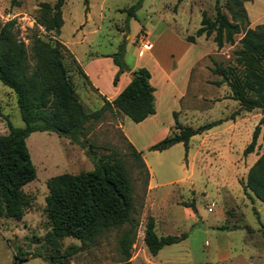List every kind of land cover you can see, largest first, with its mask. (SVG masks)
I'll list each match as a JSON object with an SVG mask.
<instances>
[{
    "label": "rangeland",
    "instance_id": "obj_1",
    "mask_svg": "<svg viewBox=\"0 0 264 264\" xmlns=\"http://www.w3.org/2000/svg\"><path fill=\"white\" fill-rule=\"evenodd\" d=\"M137 1L139 6L128 11ZM53 2L19 0L18 5H10L9 0H0V21L15 18L18 37L27 52L29 28H35L44 40L54 38L36 22L39 5ZM223 2L64 0L61 6L65 13L62 39L68 40L72 25L82 22L78 37L84 34V38L76 45L81 53L107 56L117 71L112 54L119 50L118 59L123 65L120 73L127 72L133 65L132 69L144 67L160 73L158 80L153 81L157 89L150 83L157 90V111L148 125L139 126L124 115L120 121V114L105 111L88 129L91 146L78 145L52 131L29 133L25 144L35 177L22 186L29 203L21 217L0 218V264H52L44 257L48 248L42 243L49 230L44 212L47 178L92 169L91 149L96 155L112 150L126 154L129 151L127 135L139 137L136 145L141 146L140 155L152 185L151 195L157 199L166 197L161 202L159 199L157 204L146 199L145 174L134 165L131 156H125L133 184L131 218L135 224V237L130 247L131 263L150 264L153 259L159 264H264V205L257 199L248 198L242 190L248 168V153L243 155L242 150L249 142L255 124H259L258 135L250 153L257 157L264 150V110L257 108L235 113L237 101L230 97L225 82L215 83L221 78L210 69L213 62L233 64L232 52L238 47L237 39L241 33L235 34L232 45L223 44V48H217L211 36L195 35L200 13L204 11L212 17L216 6L225 11ZM244 6L249 23L264 22V0L246 1ZM126 32L131 41L124 38ZM142 35L150 43L146 50L137 40ZM187 36H193L194 40H187ZM64 54L63 61L78 99L87 111L98 108L100 98L86 85L70 61L68 51ZM110 80L112 82L113 77ZM6 118L13 126L23 125L14 93L0 83V133L6 132ZM260 118L263 119L261 124L258 123ZM213 121L218 123L189 139V152L184 151L182 144L164 150L148 149L150 144L175 131L176 124L197 127ZM210 204L211 210L207 211L206 205ZM184 206L195 215L187 217ZM153 214L159 217L155 221L157 233H186L179 241L163 245L155 255L149 253L142 239L145 225L154 223ZM223 219L225 224L234 221L243 228H231L222 236L224 231L215 230L213 224L218 225ZM203 223L211 226L203 228ZM60 241L61 250L70 244H80L71 237H63ZM117 248L115 231H108L95 245L76 249L67 257L66 264H115ZM15 251L25 259L19 260Z\"/></svg>",
    "mask_w": 264,
    "mask_h": 264
},
{
    "label": "trees",
    "instance_id": "obj_2",
    "mask_svg": "<svg viewBox=\"0 0 264 264\" xmlns=\"http://www.w3.org/2000/svg\"><path fill=\"white\" fill-rule=\"evenodd\" d=\"M180 1V0H178ZM250 0H224L225 11L216 6L213 16L200 13L199 27L195 35L211 36L217 48L223 44L232 45L235 34L238 47L233 49V64L213 62L211 71L220 76L219 81L228 86L230 97L237 101L239 110H264V22L248 26V17L243 3ZM18 5L19 0H9ZM64 0L52 4L41 3L36 18L52 40H44L35 28H29V47L18 37L15 18L0 21V83L8 87L15 96V104L22 119V126H13L6 118V132L0 133V218L18 219L29 203L22 186L35 177V168L30 161L25 138L33 131H52L71 142L91 146L87 138L88 129L105 111L112 115L123 114L131 121L138 122L154 112L153 87L148 82L149 72L144 67L131 71L128 83L110 101L93 110H85L78 99L75 88L63 61L65 46L57 39L62 24L61 6ZM139 6V1L128 11ZM193 41V36H187ZM121 51L112 54L117 64L113 76L115 84L118 73L123 70ZM70 61L85 79L73 56ZM260 118L258 123H262ZM213 121L197 127L176 124L175 131L148 146L149 150H163L181 142L184 151L190 136L200 133ZM259 124H255L249 142L242 154L252 152L258 135ZM264 137V130L262 132ZM129 151L121 154L117 150L96 155L93 168L77 173H60L47 178V193L44 196V212L49 223L43 245L48 248L45 259L52 264H66L67 257L79 247L95 245L106 232L115 231L118 244V259L115 264H133L129 260L130 247L135 237L132 222L133 184L126 167L125 156H131L134 165L140 167L147 180L148 172L140 151L127 142ZM242 190L250 198H256L264 205V150L247 168ZM231 228H240L232 225ZM246 230H249L247 226ZM218 229H228L227 224ZM186 233L157 236L148 222L143 231V242L150 254L154 255L165 244L177 242ZM71 237L79 245L70 244L61 250V239ZM36 239V238H35ZM38 239V238H37ZM19 260L21 253L15 251ZM39 255V254H38Z\"/></svg>",
    "mask_w": 264,
    "mask_h": 264
},
{
    "label": "crops",
    "instance_id": "obj_3",
    "mask_svg": "<svg viewBox=\"0 0 264 264\" xmlns=\"http://www.w3.org/2000/svg\"><path fill=\"white\" fill-rule=\"evenodd\" d=\"M246 2V1H245ZM245 2L243 3V5L245 4ZM245 10H246V7L244 6ZM67 14V13H66ZM247 14V12H246ZM67 16V15H66ZM248 17V15H247ZM61 18H62V24L64 22V18H65V13L63 12V10L61 9ZM259 21V20H258ZM61 24V26H62ZM84 23L80 22L78 24L74 23L70 29V34H69V39L68 40H65V39H62V36H61V27H60V31H59V34H58V39L59 41L65 46V48L67 49V51L73 56V58L75 59V61L78 63V65L80 66L81 70L83 71V73L85 74L86 76V79L85 80L84 78V81L86 82V85H88L89 89L94 92L95 94H97V96L100 98L101 100V103L100 105L102 104V101L103 99H106L108 101L112 100L114 98V96L128 83V81L130 80V76H131V71L133 70L132 68H134V65L131 66V68L127 71V72H122L120 73L118 76H117V79H116V82L115 84H112L111 80L113 75L115 74L116 72V66H114V64L111 62V60L107 57V56H98V55H90V56H87L86 55V52H82L81 51H78L76 45L77 44H80L81 41L83 40L84 38V34H81V37H78V30L80 29V27L83 25ZM258 24V23H256ZM255 23H249V20H248V26L249 27H253L254 25H256ZM124 38L131 41V36L128 32H126L124 34ZM141 47V46H140ZM221 48V47H220ZM223 48V47H222ZM146 50V48H143ZM79 54V55H78ZM107 55V53H106ZM84 61H83V60ZM149 72V78H148V82L152 84L153 87H155V85L153 84V81H157L158 78H159V75L160 73H158L156 70L154 71H148ZM150 84V85H151ZM157 86V85H156ZM156 88V87H155ZM157 89V88H156ZM156 89H153L152 91V95H153V106H154V113L152 114H148L144 119H142L141 121H138V122H135L137 124L135 125H142V124H145V125H148L150 123V121L152 119H154L155 117V114H156V111H157V90ZM236 101V100H235ZM239 107V105H238ZM253 110V109H252ZM245 111V110H243ZM251 111V110H250ZM122 115L123 114H120V121H122ZM125 116V115H124ZM127 117V116H126ZM148 123V124H147ZM187 125V124H186ZM138 126H135V127H138ZM121 128V126H120ZM125 133V132H124ZM126 135V133L124 134ZM123 135V136H124ZM195 135V134H194ZM194 135L190 136L193 137ZM125 138L127 142H129L137 151H140L139 148L141 146L139 145H136V142L139 140V137L136 135L135 137L134 136H130L127 135ZM189 138V139H190ZM189 139H188V142H189ZM137 140V141H136ZM152 142V141H151ZM150 142V143H151ZM188 142H187V149L186 151H188ZM149 143V144H150ZM174 144H182L181 142H177V143H174ZM173 144V145H174ZM170 147V146H169ZM164 150V149H163ZM185 151V152H186ZM256 159L255 155H253L252 153H248L247 155V159L246 161L248 162V167L252 164V162ZM145 196H146V199L148 200H152L153 203H156L159 202V199H160V202L162 199L166 198L165 196L163 197H160L159 199L157 198H154L152 195H151V189H152V185L149 183V179H148V176H147V181H146V186H145ZM256 198H253L252 200H254ZM154 200V201H153ZM259 201V200H258ZM153 206V204H152ZM207 206V205H206ZM185 208V214L187 217H193L195 214L194 212H192V210L189 208V207H186L184 206ZM154 217V223L152 225V229L154 231V233L157 235V236H165V235H179L180 233H176V234H160V233H157V231L155 230L156 229V223L155 221H158V218L157 216H154V214L152 215ZM226 217H224L225 219ZM157 219V220H156ZM224 219L223 221L220 223V224H213V228L216 230H220L218 229V226L224 224ZM231 219V218H230ZM235 223L234 221L230 222L227 224L228 226V229H225V230H221V231H224L222 232V236L223 235H227V231L231 229V224ZM236 225H239L240 228H243L241 227L242 224H239V223H235ZM208 225L211 226V224H206V223H203L202 226L203 228L207 227ZM237 229V228H236ZM220 234V235H221ZM143 235V233H142ZM152 255V254H151ZM155 255V254H154ZM153 257V256H151ZM224 258V257H223ZM152 259V258H151ZM131 261V260H130ZM133 263V262H132ZM150 264H159L157 263L155 260H151L150 261Z\"/></svg>",
    "mask_w": 264,
    "mask_h": 264
},
{
    "label": "built area",
    "instance_id": "obj_4",
    "mask_svg": "<svg viewBox=\"0 0 264 264\" xmlns=\"http://www.w3.org/2000/svg\"><path fill=\"white\" fill-rule=\"evenodd\" d=\"M137 40H139L140 42V46L142 48H149L150 47V43L149 41L147 40L146 36L145 35H142L140 38H138ZM206 210L207 211H210L211 210V204L210 205H207L206 206Z\"/></svg>",
    "mask_w": 264,
    "mask_h": 264
}]
</instances>
